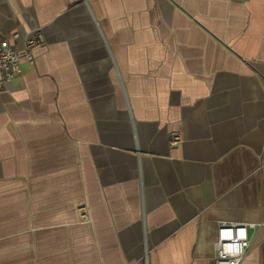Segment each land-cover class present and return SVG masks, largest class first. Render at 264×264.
Wrapping results in <instances>:
<instances>
[{
    "label": "crops",
    "instance_id": "obj_1",
    "mask_svg": "<svg viewBox=\"0 0 264 264\" xmlns=\"http://www.w3.org/2000/svg\"><path fill=\"white\" fill-rule=\"evenodd\" d=\"M35 32L0 88V264H214L220 223L264 264V0H0V38Z\"/></svg>",
    "mask_w": 264,
    "mask_h": 264
},
{
    "label": "built area",
    "instance_id": "obj_2",
    "mask_svg": "<svg viewBox=\"0 0 264 264\" xmlns=\"http://www.w3.org/2000/svg\"><path fill=\"white\" fill-rule=\"evenodd\" d=\"M17 37V33H12L0 38V88L5 82L21 73L20 63L22 61L33 62V49L44 42L42 35L35 32L26 39L22 48H17L13 44ZM179 141V134H174L170 138L172 144ZM260 167L264 173V159ZM247 226L240 223H220L217 226L214 264H239L241 262L249 246Z\"/></svg>",
    "mask_w": 264,
    "mask_h": 264
}]
</instances>
